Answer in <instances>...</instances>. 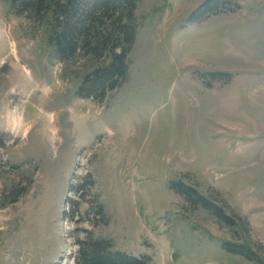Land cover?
<instances>
[{
    "label": "rangeland",
    "instance_id": "1",
    "mask_svg": "<svg viewBox=\"0 0 264 264\" xmlns=\"http://www.w3.org/2000/svg\"><path fill=\"white\" fill-rule=\"evenodd\" d=\"M204 1L140 0L129 75L96 100L77 92L105 60H60L50 15L0 0V190L26 188L0 206V264H77L88 237L154 264H257L223 240L264 259V0L188 22ZM179 180L237 225L188 205Z\"/></svg>",
    "mask_w": 264,
    "mask_h": 264
},
{
    "label": "trees",
    "instance_id": "2",
    "mask_svg": "<svg viewBox=\"0 0 264 264\" xmlns=\"http://www.w3.org/2000/svg\"><path fill=\"white\" fill-rule=\"evenodd\" d=\"M139 2L140 0H13L20 14L38 19L50 15L51 39L60 60H69L78 52L91 55L97 60H105L103 65L85 75L77 92L80 97L96 100H103L109 91L121 85L129 75L130 55L138 36L136 11ZM229 2L231 1L205 0L192 13L188 22H198L213 14L227 12ZM218 74L221 73L211 72L213 77ZM5 143L6 133L0 130V150L5 147ZM89 182L91 185L95 184L94 179ZM173 186L175 192L182 195L191 207H202L219 221L232 227L237 225V220L227 213L224 206L215 203L192 184L179 180ZM9 188L10 186H5L0 190V206L17 202L26 190L25 187L19 189L15 185ZM95 205V212L104 218L103 204L97 200ZM77 244V264H154L151 255H136L119 250L109 238L77 239ZM221 246L228 253L264 264L261 255L246 241L237 243L223 240Z\"/></svg>",
    "mask_w": 264,
    "mask_h": 264
},
{
    "label": "bare ground",
    "instance_id": "3",
    "mask_svg": "<svg viewBox=\"0 0 264 264\" xmlns=\"http://www.w3.org/2000/svg\"><path fill=\"white\" fill-rule=\"evenodd\" d=\"M17 116H18V114H17ZM23 120H24V119H23ZM14 121H15V120H14ZM19 121H20V120H19V118H18L17 124H19ZM13 123H14V122H13Z\"/></svg>",
    "mask_w": 264,
    "mask_h": 264
}]
</instances>
